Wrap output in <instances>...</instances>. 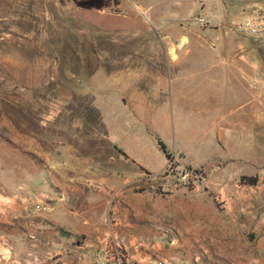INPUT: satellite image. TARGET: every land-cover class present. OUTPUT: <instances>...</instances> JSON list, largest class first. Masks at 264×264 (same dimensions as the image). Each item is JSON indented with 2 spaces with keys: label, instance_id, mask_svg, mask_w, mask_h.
<instances>
[{
  "label": "rangeland",
  "instance_id": "obj_1",
  "mask_svg": "<svg viewBox=\"0 0 264 264\" xmlns=\"http://www.w3.org/2000/svg\"><path fill=\"white\" fill-rule=\"evenodd\" d=\"M254 2L0 0V205L73 157L123 180L105 200L121 229L129 194L172 208L127 236L152 244L129 264H264V46L232 29Z\"/></svg>",
  "mask_w": 264,
  "mask_h": 264
},
{
  "label": "crops",
  "instance_id": "obj_2",
  "mask_svg": "<svg viewBox=\"0 0 264 264\" xmlns=\"http://www.w3.org/2000/svg\"><path fill=\"white\" fill-rule=\"evenodd\" d=\"M178 46L172 45L176 50L180 49ZM171 54L176 58L174 49ZM58 157L43 158L48 168L43 171L42 191L32 189L26 203L14 200L0 205V237L7 238V247L0 245V252L11 249L10 257L21 264H94L105 246L106 194L123 184V180L109 178L73 157L64 160ZM174 164L179 167L177 160ZM127 208L133 222L123 229L118 223L117 233L128 239L132 254L140 258L141 254L132 248L135 240L127 236L146 234L141 221L151 215L166 219L171 225L176 221L172 208H162L150 192L129 194ZM29 235L34 238L29 239Z\"/></svg>",
  "mask_w": 264,
  "mask_h": 264
},
{
  "label": "built area",
  "instance_id": "obj_3",
  "mask_svg": "<svg viewBox=\"0 0 264 264\" xmlns=\"http://www.w3.org/2000/svg\"><path fill=\"white\" fill-rule=\"evenodd\" d=\"M198 22L201 24L204 23L203 18H199ZM232 29L234 32L247 36L264 46V4L254 2L246 5L242 10H240V12H238V15L232 22ZM262 84L264 88V79L262 80ZM172 173L173 169L170 162L165 169V174L170 176ZM198 176H200V172L186 171L182 176V179L195 181L196 179L199 180ZM113 215L114 213H111L107 216L106 224L108 225V235L106 237V243L102 253L96 256L94 264H129V250L131 247L130 245L127 247L118 242L116 231L118 224ZM167 232L169 235H172L171 231ZM5 241V238L0 237V245L3 244L7 247ZM173 243L174 239L170 241V244ZM149 246H152V244L136 240L132 248H134L136 252L140 253L143 249L148 251ZM5 251L9 254L11 249L6 248ZM2 258L4 259L3 256ZM7 258L8 259L6 261H9V264H21L19 261H16V259L10 257V255Z\"/></svg>",
  "mask_w": 264,
  "mask_h": 264
},
{
  "label": "trees",
  "instance_id": "obj_4",
  "mask_svg": "<svg viewBox=\"0 0 264 264\" xmlns=\"http://www.w3.org/2000/svg\"><path fill=\"white\" fill-rule=\"evenodd\" d=\"M160 149L162 152L165 154V156L168 159V154L165 150L164 145L161 142H158ZM239 181L243 185H248V186H255L257 184V177L256 176H241Z\"/></svg>",
  "mask_w": 264,
  "mask_h": 264
}]
</instances>
